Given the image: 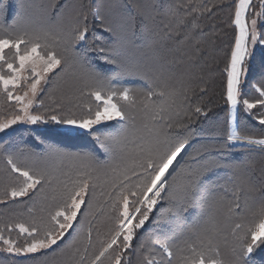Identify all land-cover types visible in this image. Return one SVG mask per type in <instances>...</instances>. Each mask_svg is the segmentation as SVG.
<instances>
[{
  "label": "snow or ice",
  "instance_id": "obj_1",
  "mask_svg": "<svg viewBox=\"0 0 264 264\" xmlns=\"http://www.w3.org/2000/svg\"><path fill=\"white\" fill-rule=\"evenodd\" d=\"M228 7L234 34L222 97L230 128L218 138L192 127L213 106L204 102L212 74L199 72L211 67L208 41L197 39L186 60L161 64L134 54L157 35L139 0H89L38 18L0 0V96L16 108L0 120V208L26 205L11 213L23 219L0 217L8 264H264V164L232 155L264 151V55L255 94L244 92L264 46V0L259 11L253 0ZM192 12L214 15L207 4ZM240 111L259 135L240 127ZM16 125L32 126V146L10 143ZM105 208L111 227L97 248L94 221ZM221 214L226 230L216 223ZM138 235L145 242L134 244Z\"/></svg>",
  "mask_w": 264,
  "mask_h": 264
},
{
  "label": "trees",
  "instance_id": "obj_2",
  "mask_svg": "<svg viewBox=\"0 0 264 264\" xmlns=\"http://www.w3.org/2000/svg\"><path fill=\"white\" fill-rule=\"evenodd\" d=\"M43 1V2H42ZM20 3L24 6V13L27 17L38 18L45 15H55L56 10L64 5L66 8H70L73 5L87 4L89 0H41L42 3L48 8H41V13L36 12L39 8L36 6V0H13V3ZM93 4L98 3L99 0H91ZM129 4H132L134 0H127ZM140 3L148 6V10L153 17L152 27L156 31L157 35L155 37H150L148 40L141 41L142 47L139 51L135 52V55L143 57H156L159 63L167 64L170 59L182 58L187 59L185 53H191L194 51L197 39H202L208 41L211 44L210 48H206V51L210 52V56L206 61V64L211 67H204L199 70L200 74L208 78V73H211L212 83L210 85L209 96L205 98V103H212V111L209 112L207 117H202L199 121L192 125L193 129L198 135L206 136L209 133H215L218 138H222L223 134L230 128V121L228 113L226 111V106L224 105L222 93L224 85V73L223 68L226 60L228 59V52L230 50V44L233 39L234 27H229L230 21L232 19V9L228 6L233 2V0H139ZM204 4L212 7V13L192 12L189 15V10L195 7L202 6ZM54 5V7H50ZM46 9V12L44 13ZM44 13V14H43ZM184 23L181 24L180 22ZM193 24L199 25V27H192ZM180 30V36H175V31ZM261 31V27H260ZM96 32L99 33L100 30L97 28ZM166 32L173 33L172 39H164V34ZM206 33L207 35H203ZM150 41H155V47L157 51L154 53L152 48L149 46ZM164 44V47H160V43ZM203 46V45H200ZM264 55V46L256 50L255 59L251 64L250 73L252 76H248V82L257 81L260 79L261 68V56ZM97 65H100L99 61H96ZM183 65H178L176 74L179 75L180 69ZM254 82V81H253ZM245 89V88H244ZM246 90V89H245ZM67 91V86L65 87ZM199 93L197 92L192 96L195 100ZM3 98V97H2ZM0 98V99H2ZM13 114V107L7 101H0V120L4 119ZM238 120L240 127L248 128L250 131L260 134L261 128L258 124L247 114L240 111L238 112ZM28 127L18 128L17 133L10 138V143L13 145L21 144L32 146L34 141V134L26 131ZM5 138L0 137V144L4 143ZM53 142H57L62 146H67L70 149L73 147L71 142L65 141L59 137H53ZM43 146H40L42 150ZM237 157L249 158L256 162L257 168L264 164V151L256 147L240 148L232 153ZM5 165L3 161H0V190L4 186V172ZM101 201L102 197L99 198ZM24 206L13 207L7 211L0 208V217L5 219H15V218H25V217H14L11 213H20L24 210ZM108 209L105 208L103 212H98L96 220L94 221L95 227L93 229V240L96 247H99V240L106 237L108 229L111 227V221L109 220ZM2 223V222H0ZM152 223L151 221L149 222ZM217 226L221 229L226 230V220L224 216L218 215L216 220ZM146 228L149 225L145 226ZM155 227V225H153ZM143 231V230H141ZM99 233V236H97ZM68 237H65L67 240ZM145 242V237L138 235L137 240L133 243L136 244L137 241ZM63 244V243H61ZM95 249H90L89 255ZM145 249H140V253H143ZM19 259V258H18ZM138 258L134 257V261ZM0 264H8V258L6 256L0 255Z\"/></svg>",
  "mask_w": 264,
  "mask_h": 264
},
{
  "label": "rangeland",
  "instance_id": "obj_3",
  "mask_svg": "<svg viewBox=\"0 0 264 264\" xmlns=\"http://www.w3.org/2000/svg\"><path fill=\"white\" fill-rule=\"evenodd\" d=\"M37 1V3H36V6L37 7H39V8H37L36 9V12H38V13H41V8H43V4L45 5L46 3H42L41 2V0H36ZM253 3H254V5L256 6L255 7V11H259V6H260V4H261V0H253ZM45 8H48V6L47 5H45ZM46 12V9H45V11H44V13ZM43 13V14H44ZM258 32H260V23H259V21H258ZM261 47H263V46H260L259 44L257 45V48H256V50L257 49H259V48H261ZM50 75H54V74H50ZM250 76H252V73H250ZM259 79H257V81H258ZM254 81V82H253ZM253 81H250V83L249 82H247L246 84H245V86H244V88L246 89H244V92H245V94L246 95H253V94H255L254 93V89L251 87V85H252V83H255V82H257V81H255V80H253ZM45 87H54V85L53 86H47V85H45ZM19 91V90H18ZM41 96H43L44 95V93H41L40 94ZM0 98H2V96H0ZM0 101H4V98H2V99H0ZM8 102V101H7ZM9 104H10V106H12L13 107V114L15 113V111H16V108H15V105H14V102H8ZM12 116V115H11ZM11 116H8V117H6V118H11ZM6 118H4V119H6ZM1 120H3V119H1ZM16 129H18V128H20V127H28V128H31L32 126H29V125H16V126H14ZM11 131V130H10ZM1 136H3V134H0V137ZM253 147H256V148H259V146H253ZM98 214V213H97ZM97 214H96V216H97ZM6 235H7V232L5 233ZM13 238H15V234H13ZM60 243H63V241H61ZM0 255H3V256H6L7 257V254H4V253H0ZM58 264H59V262H58Z\"/></svg>",
  "mask_w": 264,
  "mask_h": 264
}]
</instances>
